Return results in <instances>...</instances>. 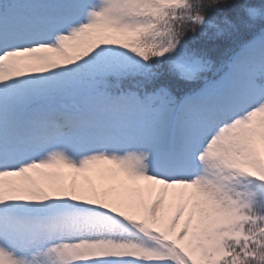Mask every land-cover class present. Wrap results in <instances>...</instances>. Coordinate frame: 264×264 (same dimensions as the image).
<instances>
[{
	"label": "snow or ice",
	"instance_id": "obj_1",
	"mask_svg": "<svg viewBox=\"0 0 264 264\" xmlns=\"http://www.w3.org/2000/svg\"><path fill=\"white\" fill-rule=\"evenodd\" d=\"M0 264H264V0H3Z\"/></svg>",
	"mask_w": 264,
	"mask_h": 264
},
{
	"label": "rangeland",
	"instance_id": "obj_2",
	"mask_svg": "<svg viewBox=\"0 0 264 264\" xmlns=\"http://www.w3.org/2000/svg\"><path fill=\"white\" fill-rule=\"evenodd\" d=\"M102 167V166H101ZM48 171V170H45ZM65 175L67 176V178L70 180L72 178H75L76 181L78 182V184H107L109 183L108 181H101L99 178V174L96 172H92V173H72L70 172V170H63ZM35 176V174H33ZM37 179H41L43 180L44 178L42 177H36ZM120 179L122 180H126L125 177H123L121 175ZM128 183H131L130 181ZM144 183V182H141ZM155 195V193L153 194V196Z\"/></svg>",
	"mask_w": 264,
	"mask_h": 264
},
{
	"label": "trees",
	"instance_id": "obj_3",
	"mask_svg": "<svg viewBox=\"0 0 264 264\" xmlns=\"http://www.w3.org/2000/svg\"><path fill=\"white\" fill-rule=\"evenodd\" d=\"M3 2V0H0V3H2ZM215 47V46H214Z\"/></svg>",
	"mask_w": 264,
	"mask_h": 264
}]
</instances>
